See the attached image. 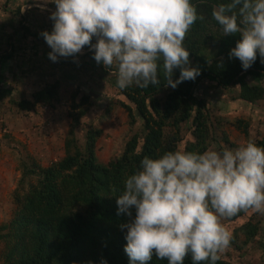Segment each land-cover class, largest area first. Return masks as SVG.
<instances>
[{"label": "trees", "instance_id": "obj_1", "mask_svg": "<svg viewBox=\"0 0 264 264\" xmlns=\"http://www.w3.org/2000/svg\"><path fill=\"white\" fill-rule=\"evenodd\" d=\"M7 2L10 0L1 2L2 7L5 8ZM191 2L204 19L192 25L186 34L184 46L190 52L191 66L198 67L200 75L173 89L166 85L161 68L158 85L149 84L140 88L133 84L123 90L113 87L115 93L110 95L109 102L98 97L99 93H94V87H87L84 81L70 88L71 111H67V116L71 118V123L64 138L63 156L46 166L37 163L30 155L21 163L13 215L0 224V241L4 244L0 255L3 264H103L105 261L106 264H129L124 252L126 229L120 228L129 218L124 214L117 215L116 204V196L123 190L126 175L139 167L145 155L156 158L165 151L203 152L215 140L213 133L217 132V126L209 121V111L203 99L196 96L194 91L206 82L210 83L209 87L236 92L235 99L248 103L264 100V62H261L259 53L251 67L242 69L241 62L235 57L230 59L228 55L240 39L239 35L223 36L221 27L212 18L213 8L228 0ZM17 10L18 6L16 13ZM20 19L15 26L17 32H14L21 31L20 39H43L40 33L50 32V28L33 32L28 25L27 15H21ZM23 19L25 22H22ZM10 50L14 53L13 46ZM33 54L36 58L37 54ZM8 56L6 53L1 59ZM65 63H61L60 71ZM72 63L75 66V61L72 60ZM86 69L87 66L80 67V71ZM110 71L116 72V69ZM178 76L179 69H175L173 79ZM59 79L44 81L40 78L37 89L28 88L29 98L14 97L9 102L17 108V112H25L31 117L39 106L55 108L61 104L62 92L67 90L63 87L65 81ZM92 96L101 101V109L105 108L103 117L114 106H119L125 111L129 125L130 136L126 137L129 133L125 136L122 152L106 162L99 161L97 156L98 140L103 136V130L96 125V119L100 116L89 123L81 121L93 103L90 100ZM137 116L142 121V135L133 132ZM186 122H190V125L185 127ZM232 124L240 134L249 137V130L255 123L248 118H237ZM81 125H88L87 130L80 133L82 139L79 138L80 134L77 135ZM252 131L251 141L264 147V135H260L258 129ZM187 132L190 138L186 140ZM220 138L228 147L235 146L228 132L222 131ZM180 145H183L182 149ZM251 210L226 217L227 222L237 220V228L246 241L261 233L264 238V214ZM258 214L259 218L254 219ZM240 219L243 221L239 222ZM224 254L227 253L222 252L216 264H234L224 258ZM146 264L168 262L153 256ZM183 264H192L191 257H186Z\"/></svg>", "mask_w": 264, "mask_h": 264}, {"label": "clouds", "instance_id": "obj_2", "mask_svg": "<svg viewBox=\"0 0 264 264\" xmlns=\"http://www.w3.org/2000/svg\"><path fill=\"white\" fill-rule=\"evenodd\" d=\"M44 3L55 4V11L52 5L45 8L52 10L51 32L40 33L53 62L75 57L88 47L98 65L109 70L115 66L116 86L122 90L133 84L158 85L161 68L166 85L173 89L200 75L184 46L192 25L204 19L191 0ZM20 10L21 6L20 16L27 15ZM212 18L223 36L240 37L229 51L230 59L237 58L244 70L256 61L257 53L264 62V0L219 3ZM175 69L179 76L174 80ZM116 204L117 215L129 218L120 225L126 229L129 264H146L153 256L168 264H183L188 256L192 264H216L233 239L221 219L249 209L264 214V147L250 140L223 150L145 155L126 175Z\"/></svg>", "mask_w": 264, "mask_h": 264}, {"label": "rangeland", "instance_id": "obj_3", "mask_svg": "<svg viewBox=\"0 0 264 264\" xmlns=\"http://www.w3.org/2000/svg\"><path fill=\"white\" fill-rule=\"evenodd\" d=\"M3 1L5 0H0V54L7 53L10 56L4 60L0 59V224L7 222L13 215L14 193L18 187L21 163L27 160V155H30L42 166L50 165L63 156L64 138L71 123V118L67 116V111H71L70 88H75L84 81L87 83V87H94V93H99L98 97L101 96L108 102L110 95L115 93L114 88H118L115 72L110 71V73L109 70L104 69L102 64L98 65L93 59V52L88 54L89 48L84 47L82 52L75 57H58V60L53 62L48 57L51 49L44 39L35 37L20 39L21 31L14 34L17 32L15 26L21 20L19 2L10 0L4 8L1 5ZM38 1L44 10L25 8L28 25L33 32L43 28H50L51 32L53 21L49 19V15L52 10L55 11V4H45L44 0H31V3ZM52 4L54 6L51 11L45 9L46 7L50 9L48 6ZM24 20L22 22H25ZM44 24L46 27H42ZM93 41H95V37H93ZM31 45L34 47L30 48ZM11 46L14 47V53L10 50ZM33 53L37 54L36 58ZM84 54L87 56L84 57ZM72 60L75 61V66ZM62 62L66 63L63 65L64 69L60 71ZM82 65L87 66V69L80 71ZM40 78L44 81H53L58 78L65 81L63 87H66L67 90L64 89L65 91L62 92L61 104L56 105L55 108L39 106L36 112L38 117H31L25 112H17V108L9 102V99L15 96L18 98V95L20 98H29L30 90L28 88L38 87ZM209 86L210 83L204 82L201 88L194 91L196 96L203 99L210 114L209 121H213L217 126V132L213 133L215 140L211 141L209 148L223 150L228 147L220 138L222 131L228 132L235 142V146L232 148L252 140L253 129L260 130V135H264V100L258 103H248L235 99L237 93L234 91L230 93L227 90ZM90 100L93 103L81 121L89 123L90 120L100 116L96 119V125L103 130V136L98 140L97 156L99 161L106 162L119 155L123 150L125 136L129 133L127 116L121 107L114 106V109L103 117L105 108H100L101 101L94 96ZM237 118H248L255 123L249 130V137L240 134L232 124ZM141 122L140 117L137 116L133 132L137 131L142 135ZM189 125L190 122H186L185 127ZM87 128L88 125H81L77 130V135L81 131L85 132ZM129 136L130 133L126 137ZM185 137L186 140L190 138L189 132L185 134ZM79 138L82 139L81 134ZM182 148L183 145H180V149ZM258 216L260 214L254 219L259 218ZM243 219H240L239 222ZM227 221V218L221 219V223L232 234V242L235 238V243L224 251L227 253L224 254V258L234 264H264L262 257L263 233L246 241L243 233L237 228V220ZM3 248L4 244L0 241V255ZM0 264H3L1 256Z\"/></svg>", "mask_w": 264, "mask_h": 264}, {"label": "crops", "instance_id": "obj_4", "mask_svg": "<svg viewBox=\"0 0 264 264\" xmlns=\"http://www.w3.org/2000/svg\"><path fill=\"white\" fill-rule=\"evenodd\" d=\"M28 0H18V1H16V2H19V6H21V10H20V12L21 13H24V11L26 10L25 8H29V7H31V4L35 7V6H37L38 5V7L37 8H40V3H39V1L38 2H27ZM34 7H31V8H34ZM25 9V10H24ZM26 13H27V11H26ZM2 55L3 54H0V59H1V57H2ZM28 88V87H27ZM36 89H37V87H35ZM26 93V92H25ZM16 97V96H15ZM18 98H20V96L18 95ZM12 99V98H11ZM34 117H38V113H34Z\"/></svg>", "mask_w": 264, "mask_h": 264}]
</instances>
